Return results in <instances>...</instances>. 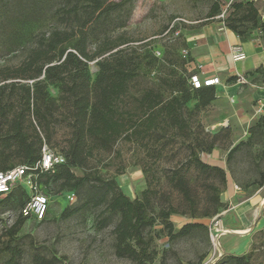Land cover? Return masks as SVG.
Segmentation results:
<instances>
[{"label": "trees", "instance_id": "obj_1", "mask_svg": "<svg viewBox=\"0 0 264 264\" xmlns=\"http://www.w3.org/2000/svg\"><path fill=\"white\" fill-rule=\"evenodd\" d=\"M126 2L56 0L50 15L52 27L41 31L26 46L20 63L11 67L0 65V171L33 165L39 160L44 144L51 143L59 133L58 125H63L66 131L62 134L61 152L47 147L62 155L64 162L50 170L37 171V185L48 195L49 191H65L75 196L73 207L64 216L87 212L93 218L95 229L112 225L113 249L118 258L128 259L129 264H154L159 253L154 243L157 232L168 241L195 231L205 232L208 237L206 225L200 221L186 222L176 230L171 215L185 214L191 218L214 215L225 207L219 187L206 184L214 189L208 200L212 208L197 214L189 179L181 167L173 169L168 176L181 200L176 205L171 201L162 205L156 202L160 198L157 190L150 186L137 198L130 199L114 176H105L99 171L97 163H102L103 156L114 151L120 138L130 140L140 135L141 139L163 138L169 133L191 130L190 118L211 102L215 92L211 86L193 90L187 77L174 78L175 72H172L167 93L158 82V87L149 86L138 96L130 95L134 78L148 76L158 60L152 47L142 51L130 47V40L123 33L110 38L108 32L127 25L130 12L124 9ZM220 10L221 3L212 0L207 18ZM224 23L239 37L249 33L260 25L256 1L233 3ZM89 43H93L91 50L87 49ZM90 61H95L97 67L94 74L90 71ZM50 88L55 89L56 95H51ZM128 96L138 101L140 112L122 108ZM191 100L195 104L193 109H188L187 103ZM257 137H261L264 145V113L248 128L247 139L228 151V168L235 152L243 145L253 147ZM213 146L212 143L202 147L199 141L190 144L184 166L206 177L214 175L222 186H227V172L206 163L198 154V149L210 152ZM75 168L82 175L74 173ZM263 182L264 170L260 171L258 183L263 185ZM6 197L18 205L9 228L13 236L26 220L18 211L29 199L30 190L17 183ZM183 205L187 210H179ZM261 214L264 216V209ZM2 250L3 264H18L21 251L17 247L6 244ZM32 261L52 264L57 260L34 255ZM215 264L252 263L248 254H231L216 260Z\"/></svg>", "mask_w": 264, "mask_h": 264}, {"label": "rangeland", "instance_id": "obj_2", "mask_svg": "<svg viewBox=\"0 0 264 264\" xmlns=\"http://www.w3.org/2000/svg\"><path fill=\"white\" fill-rule=\"evenodd\" d=\"M211 2L212 0H127L124 6V9H129L130 12L127 25L117 31L108 32L110 38H116L119 33H123L130 40L129 46H135L140 51L155 45L164 48L163 59L155 63L149 75H138L131 82L130 95L138 96L149 86L158 87V82L167 93L171 88L172 72H175L174 78L187 77L189 71L185 67L186 55L180 52V42L178 39L164 40L160 35L178 16L192 21L206 19ZM55 3L56 0H0V65L11 67L22 61L26 46L35 40L41 31L52 27L50 15ZM92 47L93 43H89L87 49L91 50ZM94 62L90 61L89 64L92 74L97 69ZM49 90L52 96L56 95L55 89ZM124 101L123 109L140 112L137 108L138 101L133 100L131 96L126 97ZM194 104L195 100L189 101L187 108L193 109ZM202 111H205V108L190 118L191 130L184 129L173 135L169 133L163 138L141 139V135L130 140L120 138L114 146V151L105 154L103 162L97 163V167L105 176H114L117 185L130 199L137 198L142 190L150 186L157 190L160 198L156 202L162 205H168L169 201L175 205L180 202L181 195L171 186L168 176L173 169L181 167L189 179L191 195L196 200L194 205L197 214L212 208V203L208 200L214 189H210L206 184L214 183L219 187V196L225 207L214 215L199 218H191L185 214L171 215L176 230L189 221L203 222L208 237L205 232L195 231L184 238L168 241L161 232H157L154 243L159 253L154 264H211L215 259L231 254H248L252 264H264V216L261 214L264 209V184L258 183L260 171L264 170V145L261 137L255 138L256 144L253 147L243 145L236 151L228 162V168V151L247 139L248 128L252 124L244 131H239L238 136L231 137L232 131L229 127L209 129L207 124L201 121ZM58 127L59 133L47 146L59 153L66 127ZM197 141L202 147L213 143L212 150H221L218 161H209L212 150L207 152L198 149V154L206 163L217 165L227 172V186H222L214 175L206 177L199 171L184 166L188 158V146ZM73 172L82 175L79 168L73 169ZM232 184L240 188L237 192L241 200L252 201L260 198V210L255 230L250 235L249 231L243 238L227 240L225 236H239L240 233L230 231V234L216 237V229L227 231L242 221L240 216L234 213V209L240 205L234 206L228 199ZM67 194L69 193L65 191H49V208L45 219H26L13 236L10 235L9 228L14 222L18 205L11 203L6 197L7 194L0 195V259L5 256L2 249L6 244H11L21 251L18 264H34V255L44 259L55 257L57 261L52 264H129L128 259L115 255L112 225L95 229L93 218L87 212L64 216V213L70 212L76 200L74 195L73 200H70ZM184 209L187 210V206L183 205L179 210ZM158 227L159 225L156 226ZM212 243H215V246ZM0 264H3L2 260Z\"/></svg>", "mask_w": 264, "mask_h": 264}, {"label": "crops", "instance_id": "obj_3", "mask_svg": "<svg viewBox=\"0 0 264 264\" xmlns=\"http://www.w3.org/2000/svg\"><path fill=\"white\" fill-rule=\"evenodd\" d=\"M260 25L252 29L244 36H238L228 27L220 28L217 20L212 18L195 19L194 24L184 26L183 34L178 42L181 49H186L185 67L190 73H199L201 78L217 77L219 83L211 85L215 94L211 102L202 111L201 121L206 123L209 129L227 128L232 131L231 137L238 136L239 131L253 124L258 114H255L257 99L264 97V0H256ZM192 21V20H191ZM241 44L246 52V58L241 62H233L229 55L230 45ZM164 56V48L155 45ZM198 66H201L199 68ZM245 74L257 84V87L239 86L235 82V73ZM217 130V129H216ZM221 150L214 148L209 155V161H218ZM228 199L234 206V213L241 218L240 224L233 229L217 231V237L230 234V231L240 233L239 236L230 234L231 238H243L255 229V223L259 218L258 208L260 198L252 201H243L239 192L231 185ZM245 231V232H241ZM222 249V248H221ZM220 249V250H221Z\"/></svg>", "mask_w": 264, "mask_h": 264}, {"label": "built area", "instance_id": "obj_4", "mask_svg": "<svg viewBox=\"0 0 264 264\" xmlns=\"http://www.w3.org/2000/svg\"><path fill=\"white\" fill-rule=\"evenodd\" d=\"M221 3V10L214 17H210L219 22L220 28L224 29L225 23L224 20L228 16L231 11L232 4L239 1H256V0H217ZM195 22V21H194ZM193 21L180 17L175 18L168 24V26L163 30L160 37L167 41H174L179 39V37L183 34L182 30L184 26L194 24ZM153 48V55L159 61L162 58V52L158 48ZM183 54H187L188 51L186 49H182ZM229 55L233 62H241V60L246 58V52L244 47L240 44L230 45L229 47ZM201 68V66H198ZM235 82L239 86L245 85L249 87H257V84L254 83L249 76L245 74L235 73ZM187 81L191 89H199L203 87H209L216 83H219V79L217 77L210 78H201L199 73H190L187 75ZM255 114H263L264 113V97L257 99L255 104ZM64 158L62 155L52 152L47 145L44 144L41 151V156L37 162L33 165H20L14 167V169L0 171V195L8 194L11 192V189L15 184L21 183L27 189L30 190L29 199L23 204L22 208L18 211V213L26 218H33L34 220L42 221L44 219L46 212L49 208V195L44 193L39 186L37 185L36 172L50 170L55 165H59V163H63ZM235 190H240L237 185H234ZM70 200H73V194H67Z\"/></svg>", "mask_w": 264, "mask_h": 264}, {"label": "bare ground", "instance_id": "obj_5", "mask_svg": "<svg viewBox=\"0 0 264 264\" xmlns=\"http://www.w3.org/2000/svg\"><path fill=\"white\" fill-rule=\"evenodd\" d=\"M216 230L219 231V232L222 231V230H220L219 228H217ZM241 232H245V231H241ZM216 237H217V234H216ZM212 241H213V240H212ZM212 244H213V243H212ZM217 244H218V240H217ZM213 245L215 246V243H214ZM221 253H222V252H221ZM221 253H220V254H221ZM215 261H216V259H215ZM214 263H215V262H213V263H211V264H214Z\"/></svg>", "mask_w": 264, "mask_h": 264}, {"label": "water", "instance_id": "obj_6", "mask_svg": "<svg viewBox=\"0 0 264 264\" xmlns=\"http://www.w3.org/2000/svg\"><path fill=\"white\" fill-rule=\"evenodd\" d=\"M215 263H216V261H215ZM215 263H214V264H215Z\"/></svg>", "mask_w": 264, "mask_h": 264}]
</instances>
